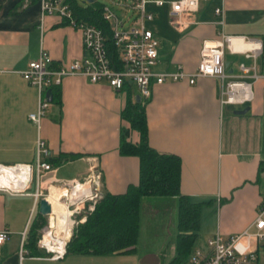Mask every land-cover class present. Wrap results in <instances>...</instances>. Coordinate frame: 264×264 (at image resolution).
<instances>
[{
    "label": "crops",
    "instance_id": "1",
    "mask_svg": "<svg viewBox=\"0 0 264 264\" xmlns=\"http://www.w3.org/2000/svg\"><path fill=\"white\" fill-rule=\"evenodd\" d=\"M161 1L162 6L147 5L153 19L145 23L159 42L158 73L178 68L195 72L203 42L218 40L220 32L260 43L255 60L233 48L224 52L227 73L234 79L242 76L241 64L255 63L259 78L240 79L251 84L249 103L221 104L222 83L214 78H200L195 85L186 80L152 83L150 98L139 101L146 114L149 146L180 159V195L201 205L194 249L205 248L215 235L225 240L245 231L264 206V0H200L197 24L183 32L170 24V3L176 0ZM216 9L222 16L215 14ZM220 20L222 26L216 24ZM245 45L250 46L247 50L252 47ZM41 51L51 58L52 67L79 60L84 56L81 32L57 15L40 18L39 0H0V164L34 165L40 138L49 151L45 161L53 168L48 177L56 182L49 189V201L54 190L66 208L60 202L59 183L83 181L91 170L101 174L104 194H125L139 183V159L120 153L123 134L132 144L140 141L122 118L128 102L136 103L137 88L116 92L80 76L66 77L51 89L52 101L37 129L28 116L37 109L38 92L20 73ZM246 107V114H234ZM36 190L34 176L23 195L0 192V232L9 233L0 244V264H170L177 255L179 199L149 197L141 201L133 251L69 253L52 260L37 242L33 244L55 219L39 214Z\"/></svg>",
    "mask_w": 264,
    "mask_h": 264
},
{
    "label": "built area",
    "instance_id": "2",
    "mask_svg": "<svg viewBox=\"0 0 264 264\" xmlns=\"http://www.w3.org/2000/svg\"><path fill=\"white\" fill-rule=\"evenodd\" d=\"M200 0H176L170 3V24L179 32H183L190 26L196 25V13ZM148 4L162 6L161 0H133L129 11L133 12L130 24L126 26L111 8L103 7V20L110 26L111 40L115 50V57H111L103 32L93 25L78 22L66 0H39L40 18L45 15H57L66 21L67 25L78 29L82 36L83 58L72 61L70 64H59L52 67L51 58L41 51L36 61L29 63L28 68L21 72V77L38 92V105L34 113L29 114L28 120L37 129L45 117L49 102L45 96L46 91L60 86L66 77L80 76L92 84H106L111 90L120 92L125 88L135 86L142 102L150 98L151 84L175 83L186 80L189 85H195L200 78H214L222 83L221 104L244 105L253 100L250 90L251 84L242 78L248 77L257 80L255 63L251 67L243 64L239 66L242 76L234 79L227 73L224 62V52L232 48V40L242 44H251L250 49H239L237 53L246 58L256 59L260 52V43L241 36H228L223 32L218 33L219 39L205 41L200 51V61L193 73H187L182 68L175 72L158 73L155 68L158 64L159 42L145 23L153 19V15L147 12ZM215 14L222 16V10L216 9ZM216 24L222 26L220 20ZM49 157V151L45 142L38 138L36 144V163L34 165L4 166L0 164L1 172L4 169L24 168L30 171L29 178L24 181L17 180L15 187L0 185V192L10 195H23L32 183L34 176L37 179L35 199L48 201L50 188L56 183L48 177L53 173V168L45 159ZM51 180L49 183L46 181ZM47 187L44 186V184ZM44 186V187H43ZM58 191L60 200L69 212L71 226L65 236L61 238V248H56L54 241L50 239L51 226L45 227L37 241L40 249L45 250L52 260H59L66 254V245L71 239L75 228L86 221L87 215L94 211L96 203L104 196L102 190V177L98 171L91 170L85 180H73L60 182ZM9 237L5 230L0 232V244ZM51 244L53 247H48ZM264 254V206L257 210L252 224L242 233L232 235L223 240L219 235L208 239L205 248H196L189 257V264H259V255Z\"/></svg>",
    "mask_w": 264,
    "mask_h": 264
},
{
    "label": "trees",
    "instance_id": "3",
    "mask_svg": "<svg viewBox=\"0 0 264 264\" xmlns=\"http://www.w3.org/2000/svg\"><path fill=\"white\" fill-rule=\"evenodd\" d=\"M74 18L100 29L106 37L110 56L115 57L109 24L103 20L104 5L92 1L80 6L75 0H66ZM122 118L129 129L140 136L137 145L123 134L120 153L139 159V183L130 186L125 194H104L86 221L78 225L66 245V254L110 255L128 253L136 247L140 230V206L143 198L163 197L179 199L176 257L170 264H186L195 246V231L199 228L201 205L191 204L180 195V159L173 155L160 154L147 142L146 114L142 102H128ZM36 241L33 242L36 246Z\"/></svg>",
    "mask_w": 264,
    "mask_h": 264
},
{
    "label": "bare ground",
    "instance_id": "4",
    "mask_svg": "<svg viewBox=\"0 0 264 264\" xmlns=\"http://www.w3.org/2000/svg\"><path fill=\"white\" fill-rule=\"evenodd\" d=\"M233 42H237L236 46H234ZM249 45H245V44H240L239 41L232 40V48L235 50H239V49H247L249 48ZM8 172V174H6ZM23 173V175L21 176V174ZM26 175V176H25ZM30 176V171L26 170L24 168H19V170H13V169H4L3 172H1V178H0V185L2 186H6V187H11L14 188L16 181L17 180H25L27 178H29ZM17 179V180H16ZM51 196H50V201H49V197H48V201L51 204V206L53 205V210L52 213L53 215H55V219H51L50 222V239L52 241H54V244L56 245V248H61L62 244H63V240L61 238H56V236L60 237V236H65L68 234L69 228L71 226V220H69V218L65 215L67 213V209L63 206L60 205L59 201H58V197H55V191L52 190ZM57 194V193H56ZM61 202V200H60ZM62 203V202H61ZM62 205H64L62 203ZM66 210V212H64ZM68 214V213H67ZM70 222V223H69ZM66 237V236H65ZM48 247H53L51 244H48Z\"/></svg>",
    "mask_w": 264,
    "mask_h": 264
},
{
    "label": "rangeland",
    "instance_id": "5",
    "mask_svg": "<svg viewBox=\"0 0 264 264\" xmlns=\"http://www.w3.org/2000/svg\"><path fill=\"white\" fill-rule=\"evenodd\" d=\"M75 1L78 5L85 6V4H83V0H75ZM94 1L100 3L104 6H108L117 15H119L122 19L126 18V20H127V22L125 23L126 26H128L130 24L129 18L133 17V12L129 11V8H127L125 6H130L132 4L133 0H94ZM46 226H47V224H46ZM40 236H41V233H40ZM259 264H264V255H262V253L259 256Z\"/></svg>",
    "mask_w": 264,
    "mask_h": 264
},
{
    "label": "water",
    "instance_id": "6",
    "mask_svg": "<svg viewBox=\"0 0 264 264\" xmlns=\"http://www.w3.org/2000/svg\"><path fill=\"white\" fill-rule=\"evenodd\" d=\"M92 1H94V0H83V3H91ZM45 96H46L48 102L51 103V101H52V90L51 89L47 90ZM139 101H140V98H139V96H137L136 102H139ZM248 111H249V108L246 107L243 110L235 111L234 114L235 115H244ZM38 211H39V214H41L42 216H49L51 214V207L48 204L47 200L41 199L39 201Z\"/></svg>",
    "mask_w": 264,
    "mask_h": 264
}]
</instances>
